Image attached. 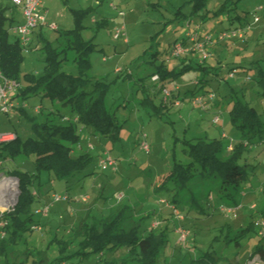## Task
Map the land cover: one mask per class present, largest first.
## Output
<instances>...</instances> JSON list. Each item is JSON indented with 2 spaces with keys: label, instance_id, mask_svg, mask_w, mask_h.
<instances>
[{
  "label": "rangeland",
  "instance_id": "374dc122",
  "mask_svg": "<svg viewBox=\"0 0 264 264\" xmlns=\"http://www.w3.org/2000/svg\"><path fill=\"white\" fill-rule=\"evenodd\" d=\"M190 1L42 0L46 24L41 26L42 32L40 27L33 32L35 37L24 51L21 74H42L45 66L43 39L52 43L53 47H60V50L67 48L66 41L58 43L56 39L60 33L75 29V11L83 10L80 23L82 38L96 45L90 55L88 76L109 86L105 108L120 123V140H106L93 128L75 123L76 115L68 106L49 101L41 94L29 93L27 99H17L18 107L25 105L27 115L38 122L50 120L56 124L75 126L80 140L73 144L72 154L89 153L94 157L81 173L67 180L55 178L53 171L36 169L33 156L22 154L14 160L0 162V201H12L6 212L14 210L20 197L19 181L13 180L8 171L39 173L35 184L30 185L34 197L30 204L32 220H27V214L20 216L21 221H26L28 230L21 233L18 245L13 244L8 249L34 252L35 255L24 257L23 264H108L122 259L127 254L125 244L115 250L87 253L89 247H83V238L74 239L73 236L83 220L94 225L111 215L120 216L118 220L123 221L126 227L132 222L139 224V238L149 233H166L167 240L156 264H211L209 257L217 258L216 264H264L259 255L250 259L260 239L264 244V233L255 223L261 221L264 210V128L260 135L252 137L251 145L242 154L239 164H249L250 168L234 200L220 199L217 193L219 180L216 178L215 182H210L198 174L199 170H195L183 186L175 180L165 179L174 163H191L189 146L199 139L219 138L223 144V155L234 153V148L229 145L231 142L238 143L242 138L240 130L231 123L230 111L236 101L253 106L264 124L263 88L258 82V71L264 72V0H239L236 4H232L236 0H231L230 7H227L234 10L228 12L229 17H242L234 22L228 20L226 13L210 16L205 21L193 17ZM226 1L208 0L206 9L214 11ZM0 3L9 6L10 0H0ZM259 7L263 10L256 11ZM179 9L182 13H178ZM119 12L125 16H118ZM13 13L16 19L14 26L24 22L19 6L13 9ZM255 17L260 18L259 23H254ZM243 21L253 24L243 41L203 45L208 56L215 57L206 62L215 66L218 76L208 74L206 78L209 82L199 90V94L214 92L216 96L213 100L194 98L191 102L189 97L181 100L171 96L168 110H164L163 114L143 105L147 97L156 106L162 98V94L153 96L152 89L148 93L140 89L141 79L146 80L144 84L147 87L153 86L149 75L155 66L164 63L168 69L181 70L185 64L200 62L198 45L193 48L196 60L183 64L180 59L186 58L181 56L187 48L180 44V54L175 55V44L189 41L191 33L216 36ZM122 25L125 26V36L115 39L114 35ZM51 26L57 29L52 30ZM8 34L9 41L16 40L14 33L10 31ZM69 40L72 42V39ZM65 51L62 71L78 76L75 52ZM186 55L190 56V52ZM231 74L234 76L231 77ZM198 75L199 72L193 69L184 70L171 81L166 80L167 89L172 91L174 86H179L183 95L194 88ZM216 117L218 123L214 121ZM31 127V122L18 109L0 113V132H16L21 140H25L35 138ZM145 141L149 152L141 150V143ZM107 156L115 160L114 169H102L100 160ZM11 182L15 183L16 195ZM54 195H61L64 199L55 201ZM45 203L50 208L47 216L41 213ZM224 209L233 211L228 213ZM251 223L255 224V231L249 229L245 236L239 237L240 232ZM38 226L42 231H38ZM180 230L187 232L185 242L180 240ZM65 242L71 244L67 250L60 252V245ZM37 252H44L45 262H38ZM201 258L204 259L200 261Z\"/></svg>",
  "mask_w": 264,
  "mask_h": 264
},
{
  "label": "trees",
  "instance_id": "16d2710c",
  "mask_svg": "<svg viewBox=\"0 0 264 264\" xmlns=\"http://www.w3.org/2000/svg\"><path fill=\"white\" fill-rule=\"evenodd\" d=\"M230 1H226L221 7L214 11L206 9L208 0H191V16L200 17L202 21L207 20L210 16H221L226 13L230 22L235 20L240 21L241 16L229 17V11L234 10L230 7ZM239 0L234 1L232 4L238 3ZM227 5H229L227 7ZM16 6L10 2L9 6H4L0 3V72L7 78L13 79L20 84L14 101L21 98L27 99L29 93L41 94L42 97L48 98L49 101L61 103L64 106H68L72 112L75 113V123L80 124L83 127H91L93 131L100 137L110 141L120 140V123L117 121L116 116L111 115L105 108V98L109 90V86L101 81L92 80L88 73L90 70V55L95 50V44L93 41H85L81 35V21L83 16V10L75 11V29L60 33L56 39L59 43L61 40L66 41L67 48L59 49L60 47H53L52 43L43 39L45 50L44 55V68L40 76H36L32 73L21 74V66L24 60V48L19 44L16 39L11 42L8 39V33L11 31L13 22L16 20L13 13V9ZM227 8V11H226ZM261 8L260 10H258ZM256 11L263 10L259 7ZM178 13H182L181 9ZM245 18V17H243ZM258 19L255 22V19ZM260 18L255 17L254 23H259ZM246 21L240 22L239 26L235 28H228L219 32L216 36L207 34L205 36L217 38V36L223 32L241 31L245 38V35L249 33L250 26ZM35 31V30H34ZM33 31V32H34ZM193 36H197L198 40H202L205 36H199L191 33ZM189 38V36H188ZM243 38L233 39L231 41H243ZM69 39H72L70 42ZM188 40V39H187ZM187 40H183L179 44H184L190 55L193 54L194 44ZM186 43H183L185 42ZM229 41V40H228ZM225 42H215L219 45L225 44ZM178 44V43H177ZM175 44V45H177ZM72 50L76 54L75 64L78 68V76H73L62 71V63L65 62L66 51ZM187 54V53H186ZM183 54L181 57H186L180 62L183 64L193 61L187 59L188 56ZM180 56L178 58H181ZM200 62H196L195 65L191 63L185 64L181 67V70L168 69L166 64L162 63L160 66H155L153 72L149 75L152 84L147 87L145 79H141L140 89L141 91L148 93L152 89L153 96L162 94L160 104L154 105V101L147 97L143 100L144 106H151L157 113L167 111V103L170 102L173 97H178L181 100L189 97L191 102L194 98H208L207 101L213 100L214 95L212 92L205 91L199 94V90L205 87L209 82L207 80L208 74L218 76V71L215 70V66L208 64L206 61L211 58L212 55L203 59L201 56ZM218 60V59H215ZM206 62L205 65H203ZM153 64H155L153 62ZM180 65V64H179ZM183 68V69H182ZM214 68V69H212ZM193 69L199 72L198 80L194 81V88L187 90L184 94H181L179 86H174V90H168L166 80L171 81L172 78L182 74L184 70ZM217 69V68H216ZM236 69V68H233ZM232 69V70H233ZM247 71V68H244ZM234 75L231 74V77ZM258 82L263 88L264 96V72L258 71ZM145 80V81H144ZM159 82L156 86L154 83ZM146 85V86H145ZM154 87V88H151ZM177 88V89H176ZM164 89L169 91V96L165 97L163 94ZM208 93V94H207ZM182 96V97H181ZM205 102V100H204ZM25 105L17 106L21 115L25 117L32 124V130L35 134V138H27L21 140L16 132L15 141L1 145L0 144V162L2 164L7 160H14L19 155H27L34 157V164L38 170L53 171L54 177L59 180H64L75 174L81 173L94 159L89 153H82L78 156L72 154L73 144L78 143L80 136L78 135L75 126L56 124L50 120L44 122H38L35 118H30L27 113ZM207 108H210L207 106ZM15 109V110H16ZM231 123L242 134L241 140L238 143L231 144L234 148V153L229 155H223V144L221 140H203L199 139L194 144L189 146V155L192 159L188 165H181L174 163L173 169L170 171L166 180H175L180 182L181 186L185 185L195 170L203 177L208 178L210 182H215L216 178L219 180L217 185V193L220 199L232 201L235 198V193L239 187L245 182L248 177L249 164L240 165L239 162L242 158L244 151L248 150L251 145V139L254 135H260L263 131L264 124L260 122V114L251 105L236 101L231 108ZM215 123H218V118L214 119ZM224 136V135H223ZM142 144V143H141ZM227 147V151L228 148ZM195 165L197 168L194 169ZM8 174L17 178L19 181L20 197L18 203L13 211L6 212L2 215V220L5 222L6 236L0 238V264H23L24 257L28 255H35L34 252L28 250L26 252L8 251L9 246L18 245L21 240V233L28 230L26 221H21V214H27V220L31 219L30 204L33 202L34 197L30 190V185L35 184V181L39 177L38 174H30L28 172L16 170L8 171ZM214 177V178H213ZM211 178V179H210ZM235 205H238L237 203ZM233 205V206H235ZM120 216L111 215L104 218L101 222H97L94 225L87 224L85 220L81 222L74 230V239L82 237L81 244L83 247H89L87 253H99L104 250H115L117 246L125 244L127 248V254L119 260H114L108 264H156L157 256L164 248L167 237L165 232L159 234L149 233L148 235L139 238L138 229L139 224L132 222L129 227L123 224V221L118 220ZM261 220L264 221V210L261 213ZM256 223V222H255ZM251 229L255 231V224L251 223L249 227L243 229L239 237L245 236L246 232ZM8 232V236H7ZM121 233V234H120ZM116 240H119L117 242ZM238 244V241H236ZM71 242H65L60 245V252L67 250ZM39 263L45 262L46 258L44 252H37ZM256 255H259L264 261V244L262 239L260 243L254 248L251 253L250 259ZM27 259V258H26ZM204 258H201L202 261ZM59 262L62 260L58 259ZM209 263L216 264L217 258L209 257Z\"/></svg>",
  "mask_w": 264,
  "mask_h": 264
},
{
  "label": "built area",
  "instance_id": "2783aa9c",
  "mask_svg": "<svg viewBox=\"0 0 264 264\" xmlns=\"http://www.w3.org/2000/svg\"><path fill=\"white\" fill-rule=\"evenodd\" d=\"M10 2L12 5L16 7L19 6V8H21L23 11V15L25 18L24 22L12 27L11 32L14 33L13 35L17 37L19 44L24 48V51H25V49L29 45L30 36L33 33V31L46 24V13L44 12L42 8V5H43L42 0H10ZM260 9L261 8H259L258 10ZM118 16L123 18L125 15L124 13L119 12ZM257 21L258 19L256 18L255 22ZM50 28L52 30L57 29L56 26H51ZM124 30H125V26L122 25V27L118 29L117 32L115 33L114 38L119 39L125 36ZM188 36H189L190 43L191 41L194 43L197 42V44H194L195 47L198 45L201 56L203 57V59H206L208 57V53L207 51L203 50V45L207 43H212V42H225L228 40L231 41L236 38L241 39L243 38L244 34L238 30L230 31V32H223L219 34L216 39H214V37L205 36L204 38H202L201 43L199 42L200 40H198L197 36H193L192 34H189ZM178 47L181 48L180 44H177L174 46L173 52L175 55L180 54L179 53L180 48ZM185 53H188L187 49L185 50L183 54ZM20 87L21 86L17 81L5 77L0 72V113L2 112L10 113V111H13L16 109L18 105L14 101V97L16 96ZM163 94L165 97H168L170 93L167 89H164ZM15 139H16V135L14 133L0 132V144L1 145L11 143L15 141ZM141 150L145 152H149L150 148L146 141L141 144ZM100 161H101L100 165L102 169L104 170H107L108 168L114 169L116 166L115 160H113L110 156H107V158L101 159ZM53 198L55 201H61L64 199V197L61 195H54ZM83 199H87V198H83ZM4 201L5 203L0 201V238L1 239L6 236V231L4 230L5 222L2 220V215L8 209V205L12 204V201H6V199H4ZM49 210H50L49 205H45L41 211L42 215L47 216L49 213ZM224 210H227L228 213L233 211L232 209H224ZM177 217H180V216L177 215ZM256 224L257 226L260 227L261 233H264V221L263 220L258 221L256 222ZM38 231H42V228L39 227ZM180 233H181L180 240L182 242H185L186 237H187V232L185 230H180Z\"/></svg>",
  "mask_w": 264,
  "mask_h": 264
},
{
  "label": "crops",
  "instance_id": "0c3cea01",
  "mask_svg": "<svg viewBox=\"0 0 264 264\" xmlns=\"http://www.w3.org/2000/svg\"><path fill=\"white\" fill-rule=\"evenodd\" d=\"M43 5H44V4H43ZM43 5H42V8H43L44 12L46 13L45 8L43 7ZM13 26H14V24H13ZM13 26H12V27H13ZM41 28H42V27L39 28L40 32H42V29H41ZM36 30H37V29H36ZM34 32H35V31H34ZM36 35H37V34H36ZM31 36H32V40L30 39L29 44L33 41V39H34V37H35V35L33 36V33L31 34ZM31 36H30V37H31ZM16 39H17V37H16ZM195 56L197 57V55H190V56H188L187 59H189V60L192 59L193 61H195V60H196V57H195ZM189 62H190V61H189ZM11 178L13 179V178H15V177H11ZM16 179H17V178H16ZM16 179H13V180H16ZM17 180H18V179H17ZM17 180H16V181H17ZM8 194H9V193H8ZM45 204H46V203H45ZM46 205H47V204H46Z\"/></svg>",
  "mask_w": 264,
  "mask_h": 264
},
{
  "label": "bare ground",
  "instance_id": "6f19581e",
  "mask_svg": "<svg viewBox=\"0 0 264 264\" xmlns=\"http://www.w3.org/2000/svg\"><path fill=\"white\" fill-rule=\"evenodd\" d=\"M11 183H12V182H11ZM14 186H15V183H12V184H11V187L13 188L12 191H13V194L16 195L17 191H16V187H14Z\"/></svg>",
  "mask_w": 264,
  "mask_h": 264
},
{
  "label": "water",
  "instance_id": "95a60500",
  "mask_svg": "<svg viewBox=\"0 0 264 264\" xmlns=\"http://www.w3.org/2000/svg\"><path fill=\"white\" fill-rule=\"evenodd\" d=\"M13 179H16V178H13ZM17 180V179H16ZM18 181V180H17Z\"/></svg>",
  "mask_w": 264,
  "mask_h": 264
}]
</instances>
